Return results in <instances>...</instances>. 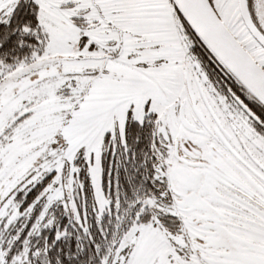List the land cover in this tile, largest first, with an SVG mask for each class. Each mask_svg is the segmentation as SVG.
<instances>
[{"label": "snow or ice", "instance_id": "obj_1", "mask_svg": "<svg viewBox=\"0 0 264 264\" xmlns=\"http://www.w3.org/2000/svg\"><path fill=\"white\" fill-rule=\"evenodd\" d=\"M0 264H264V0H0Z\"/></svg>", "mask_w": 264, "mask_h": 264}]
</instances>
